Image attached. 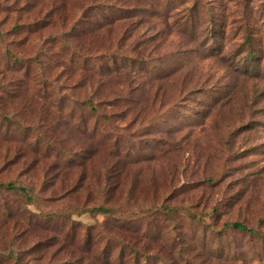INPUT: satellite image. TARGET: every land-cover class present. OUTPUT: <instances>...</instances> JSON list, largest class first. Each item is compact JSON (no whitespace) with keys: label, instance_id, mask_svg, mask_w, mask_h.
<instances>
[{"label":"rangeland","instance_id":"rangeland-1","mask_svg":"<svg viewBox=\"0 0 264 264\" xmlns=\"http://www.w3.org/2000/svg\"><path fill=\"white\" fill-rule=\"evenodd\" d=\"M66 42L141 63L100 59L101 94L125 100L86 130L69 105L89 59ZM99 204L158 221L172 206L164 250L177 237L201 264H264V0H0V264H97L80 240L106 216L80 212Z\"/></svg>","mask_w":264,"mask_h":264},{"label":"trees","instance_id":"trees-1","mask_svg":"<svg viewBox=\"0 0 264 264\" xmlns=\"http://www.w3.org/2000/svg\"><path fill=\"white\" fill-rule=\"evenodd\" d=\"M192 10V7H191ZM191 12L189 10L184 14V21L188 22L190 20ZM27 25V26H25ZM23 27L31 30L34 27L33 23L24 24ZM36 28H33L31 31H35ZM47 42H53V39L49 40L47 38ZM62 48V52L67 51L69 53V60L75 61L77 57L74 56L75 52L78 53V57L85 56L84 61L82 62L83 70L77 79V82H73V90L78 92L76 101L74 103H70L69 110H73V107L79 103V106L82 110H79V117H81L78 124L82 126V130L87 129V121L86 115L89 113L97 112L99 106L108 105L111 107H118L123 105V101L125 97L122 95L113 94L107 97V95H103L100 92V87L107 81L105 73L103 71V65H108L103 62H100L104 56H109L110 63L115 69H119L122 66L128 65L132 68H136L135 63L141 64L140 60L134 56H129L125 53L118 52L117 49L111 50V48H103L104 51L98 56H92L91 54L82 55L79 54L75 48L69 43H64ZM86 53V52H85ZM6 54L13 58V60L20 64L19 67L24 68L25 72L28 73L29 63L27 60L14 56L10 51H6ZM116 55L118 57L119 63L117 64ZM249 55H253L250 53ZM46 58L50 61L55 58L54 54L45 53ZM37 59V60H36ZM35 61L39 62V59L36 58ZM81 63V62H77ZM89 63V66H88ZM81 65V64H80ZM140 66V65H139ZM135 73L137 72L134 70ZM69 79V76H68ZM72 101V99H71ZM123 117L126 113L122 110L120 112ZM98 112L93 115L96 117ZM99 119H104L109 121L111 118V114H102V118L99 116L96 117ZM22 126V125H21ZM95 129V128H93ZM85 132V131H84ZM105 132V131H104ZM106 133V132H105ZM106 135V134H105ZM104 135V136H105ZM106 137V136H105ZM114 147L118 145L117 141L113 142ZM117 150V149H116ZM5 187L8 189L14 188L12 182H8L5 184ZM23 192H25L24 188H21ZM175 208L172 206L164 205L161 209V213L164 215V219L162 221H158V216L156 213L150 212L145 215L136 216L132 213H126L125 211L121 212L117 208L112 205L99 204L91 207H85L81 209L80 213H90L91 215H104L106 216V220L102 222L95 221L93 224L83 226V232L80 240L81 250L85 253H93L94 259L97 261V264H151L152 262H156V264H201V260H197L195 256H191L186 254H182L183 247L179 246L178 238H171L174 244H171L173 247H180L177 252L170 247L164 248L161 247V236L159 231L163 230L164 222L174 221V217L171 214V211H175ZM189 215L194 218L197 222L201 221V218L197 216L194 212H189L185 209ZM152 213V214H151ZM142 214V213H141ZM150 214V215H149ZM51 216V215H48ZM70 214H66L67 219L69 220ZM199 217V218H198ZM225 227H232L233 229L246 234L256 233L258 229L255 227H250L245 225L241 221H232L225 222ZM68 232L71 235H75L74 225L71 224L68 228ZM106 235V236H105ZM214 238L217 235H212ZM106 237V238H105ZM205 237V236H204ZM105 239V240H104ZM219 250V247L216 248ZM224 256V254L222 253ZM236 258V257H234ZM256 259H259L258 257ZM238 261H242L241 258L237 256ZM259 262V261H258Z\"/></svg>","mask_w":264,"mask_h":264}]
</instances>
